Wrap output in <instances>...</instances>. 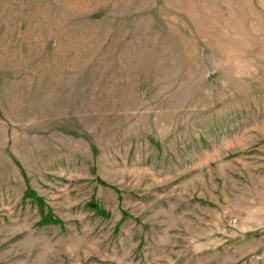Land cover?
<instances>
[{
    "label": "rangeland",
    "instance_id": "rangeland-1",
    "mask_svg": "<svg viewBox=\"0 0 264 264\" xmlns=\"http://www.w3.org/2000/svg\"><path fill=\"white\" fill-rule=\"evenodd\" d=\"M0 264H264V0H0Z\"/></svg>",
    "mask_w": 264,
    "mask_h": 264
}]
</instances>
